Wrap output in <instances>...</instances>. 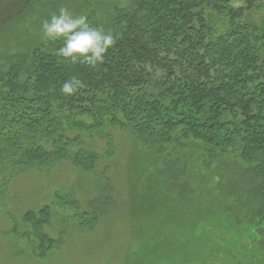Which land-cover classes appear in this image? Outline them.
Instances as JSON below:
<instances>
[{
  "label": "trees",
  "instance_id": "1",
  "mask_svg": "<svg viewBox=\"0 0 264 264\" xmlns=\"http://www.w3.org/2000/svg\"><path fill=\"white\" fill-rule=\"evenodd\" d=\"M20 2L0 29L32 0ZM113 11L103 23L89 22L116 37L96 69L61 62L55 52L62 41L7 57L0 67V194L17 169L69 158L80 138L66 137L67 130L92 133L109 124L159 153L165 145H192L208 164L236 153L255 182L247 194L263 200L255 215L264 218V25L251 20L264 12V0H132ZM73 76L85 87L68 98L60 88ZM98 159L78 151L72 164L86 172ZM178 161L168 162L166 178L177 175ZM50 218L49 207L23 217L39 259L56 243L42 234Z\"/></svg>",
  "mask_w": 264,
  "mask_h": 264
},
{
  "label": "rangeland",
  "instance_id": "2",
  "mask_svg": "<svg viewBox=\"0 0 264 264\" xmlns=\"http://www.w3.org/2000/svg\"><path fill=\"white\" fill-rule=\"evenodd\" d=\"M20 1L0 0V19L22 9ZM131 1L32 0L0 29V67L7 57L46 52L51 42L41 38V24L60 8L99 24ZM251 20L264 25V12ZM77 134L80 145L69 149V158L17 169L9 178L0 194V264H264V218L255 215L263 200L247 194L255 182L236 153L208 164L203 152H190L192 145H165L159 153L109 124L92 133L65 132L70 139ZM78 151L99 155L93 170L73 166ZM176 160L182 173L166 178ZM43 207L51 218L42 234L56 243L39 259L36 239L24 237L32 227L23 217Z\"/></svg>",
  "mask_w": 264,
  "mask_h": 264
},
{
  "label": "clouds",
  "instance_id": "3",
  "mask_svg": "<svg viewBox=\"0 0 264 264\" xmlns=\"http://www.w3.org/2000/svg\"><path fill=\"white\" fill-rule=\"evenodd\" d=\"M41 38L49 42H63L55 52L61 62H80L91 69L105 63L106 54L116 43V37L111 32L91 25L86 15H74L64 7L42 22ZM84 87L83 81L73 76L62 83L60 92L70 98Z\"/></svg>",
  "mask_w": 264,
  "mask_h": 264
}]
</instances>
